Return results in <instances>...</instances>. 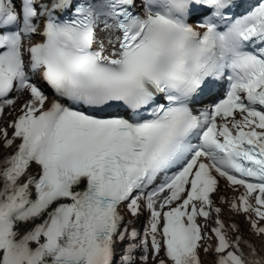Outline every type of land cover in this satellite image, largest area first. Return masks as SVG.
I'll return each mask as SVG.
<instances>
[{
    "label": "snow or ice",
    "instance_id": "1",
    "mask_svg": "<svg viewBox=\"0 0 264 264\" xmlns=\"http://www.w3.org/2000/svg\"><path fill=\"white\" fill-rule=\"evenodd\" d=\"M202 254L264 264V0H0V264Z\"/></svg>",
    "mask_w": 264,
    "mask_h": 264
},
{
    "label": "bare ground",
    "instance_id": "2",
    "mask_svg": "<svg viewBox=\"0 0 264 264\" xmlns=\"http://www.w3.org/2000/svg\"><path fill=\"white\" fill-rule=\"evenodd\" d=\"M224 189L221 190V192H223ZM229 195H231V193H229ZM229 217H231L232 220L236 221L237 223H239L241 225V229H242V234L247 236L249 235V233L247 232V224L245 223V218L243 216H237V215H232L231 213H229L227 210L224 211V213L222 214L221 218L225 220V222L227 223L229 220ZM146 216L142 217L140 221L137 222V228H141L143 223L145 222ZM252 240H255L256 237H251ZM205 256V255H204ZM205 264H209L211 261V256H205Z\"/></svg>",
    "mask_w": 264,
    "mask_h": 264
}]
</instances>
